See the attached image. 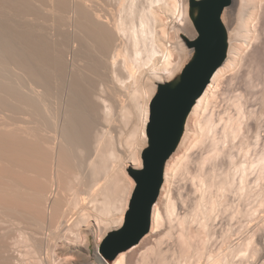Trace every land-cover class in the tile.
Segmentation results:
<instances>
[{
  "label": "bare ground",
  "instance_id": "bare-ground-1",
  "mask_svg": "<svg viewBox=\"0 0 264 264\" xmlns=\"http://www.w3.org/2000/svg\"><path fill=\"white\" fill-rule=\"evenodd\" d=\"M191 10L189 0H0V264H264V233L239 237L261 230L264 0L222 12L226 57L165 163L149 231L111 262L99 254L143 164L148 104L190 51L179 34L196 36ZM213 237L218 247L205 248Z\"/></svg>",
  "mask_w": 264,
  "mask_h": 264
},
{
  "label": "water",
  "instance_id": "water-1",
  "mask_svg": "<svg viewBox=\"0 0 264 264\" xmlns=\"http://www.w3.org/2000/svg\"><path fill=\"white\" fill-rule=\"evenodd\" d=\"M231 3L232 0L198 2V18L195 22L198 36L194 42L187 41L189 47L195 48V55L185 66L176 85L159 88L150 107L152 129L148 131L149 147L142 157L144 167L129 172L136 182L130 203L131 215L126 217L127 226L125 222L119 237L111 234L100 249L109 262L138 243L150 229L152 207L163 184L165 163L177 147L187 115L226 57L225 29L221 15ZM161 108L167 116L166 130L162 137L156 134L158 124L154 118Z\"/></svg>",
  "mask_w": 264,
  "mask_h": 264
},
{
  "label": "rangeland",
  "instance_id": "rangeland-1",
  "mask_svg": "<svg viewBox=\"0 0 264 264\" xmlns=\"http://www.w3.org/2000/svg\"><path fill=\"white\" fill-rule=\"evenodd\" d=\"M200 0H189V5L192 7V9L193 10H191L190 11V16H189V18H190V21H191V24H192V26L194 27L195 26V22H196V20H197V18H198V10H199V8H198V2H199ZM231 6V5H230ZM230 6H228V7H230ZM228 7H226V8H228ZM222 16V15H221ZM222 18V17H221ZM221 21H222V19H221ZM54 23H56V22H53L52 24L53 25H51V26H53V27H51L49 24H51V22H41V24H45L44 26H46L45 28H47L48 26H49V28L48 29H46L47 31L48 30H50V32H51V30H55V29H57V27L55 28V26H58V23H56V24H54ZM222 23H223V21H222ZM43 26V27H44ZM51 27V28H50ZM65 28H66V26H64ZM63 26H62V29L63 30H65V28H64ZM44 28V29H45ZM53 28V29H52ZM194 30H195V33H196V36H194L193 37V33L192 32H190L188 29H184L183 31H181L180 32V36H181V39L184 41V43L186 44V46L190 49V51L189 52H183V53H181V55L178 57V61H179V64H181L182 65V69L180 70V72L179 73H176V74H174L172 77H170L169 79H165V82L163 83V84H161V85H159L158 86V88H157V90H156V93L158 92V90H159V88L161 87V86H168V87H173L174 86V83H175V85L177 84V80H178V78H180L179 76H181V74H182V72H183V70H184V68H185V66L192 60V58L194 57V55H195V48L194 47H189L188 45H187V41H189V42H194L196 39H197V36H198V33H197V30H196V28L194 27ZM64 42V41H63ZM66 42H68L67 40L63 43V44H65ZM68 44V43H67ZM69 45V46H68ZM68 45H63V49L64 50H66L67 51V49L66 48H68L69 50H70V52H71V50H72V47H73V45L71 44H68ZM68 46V47H67ZM65 47V48H64ZM192 49V50H191ZM69 50L67 51V53H69ZM66 51H65V53H66ZM187 53V54H186ZM184 57H185V59H184ZM184 60V61H183ZM184 63V64H183ZM148 71V72H147ZM106 72V71H105ZM105 72H103L102 74H103V79L105 78L106 79V76L104 77V75L106 74ZM146 72H147V74L149 75L150 74V71L148 70V68L146 69ZM181 73V74H180ZM102 74H101V78H102ZM178 76V77H177ZM176 79V80H175ZM169 80V81H168ZM98 88H100V89H98ZM103 88H102V86H100V87H94V91H99V90H102ZM156 93L154 94V96L152 97V99L150 100V102H149V104H148V108H149V116H148V121H147V123H146V125H145V135H146V146L144 147V149L142 150V152H141V159H142V163H143V155H144V153H145V151L147 150V148L149 147V138H148V131H151V129H152V127L150 126V107L152 106V104H153V102H154V99H155V96H156ZM142 105V103L140 102V97L139 96H132L131 98H130V100H129V108H130V112H131V114H130V117H129V128H130V130H132L135 126H136V124L137 123H139L140 122V113H141V111H140V106ZM253 105H255L256 106V108H258V103L257 104H254V102H253ZM258 105V106H257ZM99 124V122L97 121V122H95V124H96V127H98V129H102V127L100 128V124ZM261 125H263L264 126V116H262V119H261ZM95 126V125H94ZM96 127H94V129L96 128ZM97 129V130H98ZM94 131H96V130H94ZM142 168V167H141ZM141 168H139V169H141ZM139 169H135V170H139ZM131 177V176H130ZM132 178V177H131ZM133 179V178H132ZM134 180V179H133ZM134 183H135V186H134V189H133V191H132V193H131V196H130V199H129V203H128V208H127V210H126V212H125V216H124V221H123V224H122V226L121 227H119V228H116V227H113L112 228V230L103 238V240L101 241V243H100V246H99V254L101 255V257L104 259V260H106L107 262H109L102 254H101V252H100V249H101V247H102V245L104 244V242L106 241V239H108L109 237H110V235L111 234H114V233H118V235L117 236H115V237H119V233L122 231V229L124 228V225H125V222H126V217H128V215H129V213H130V203L132 202V199H133V195H134V192H135V189H136V182H135V180H134ZM261 202H260V204H259V208H262V209H260V211H259V208H258V212H257V214H259V215H257V217H255V220H256V218H257V220L256 221H254V225L256 226H254V229H258V231L260 230V231H262L261 233H260V231L258 232V233H256V231L254 230H252V231H248V233H247V231H241V233H239V237L240 238H242V240H244L245 238H247V236L249 237V236H251V235H253V233H254V237L256 238V236L258 237V236H260V235H262L263 233H264V228L262 229L261 227H263L262 225H264V220L262 219V218H264V200H263V206L261 207ZM260 212V213H259ZM262 212V213H261ZM259 216V217H258ZM262 216V217H261ZM261 220V221H260ZM263 220V221H262ZM260 221V222H259ZM259 225H260V227H259ZM258 227V228H257ZM113 229H115V230H113ZM249 233H250V235H249ZM252 233V234H251ZM256 233V234H255ZM210 241V242H209ZM209 242V243H208ZM219 243H220V241H219V239L218 240H216L215 239V237H213L212 239H209L207 242H206V244H205V248H210V250H215V248H217L218 247V245H219ZM207 246V247H206ZM94 250H95V238L94 237H92V236H90V246H89V251H90V256H91V258L93 259L94 258ZM247 259H248V261H247ZM247 259H243L244 261H242L241 262V264H253L254 263V261H255V259H254V257H249V258H247Z\"/></svg>",
  "mask_w": 264,
  "mask_h": 264
},
{
  "label": "snow or ice",
  "instance_id": "snow-or-ice-1",
  "mask_svg": "<svg viewBox=\"0 0 264 264\" xmlns=\"http://www.w3.org/2000/svg\"><path fill=\"white\" fill-rule=\"evenodd\" d=\"M161 91L163 92V89ZM159 98L160 97L158 96L157 99H159ZM154 118H155V120H156V122L158 124V128H157L156 134L162 137L164 135L165 130H166V119H167L166 113L163 110V108H161L159 111H157L155 113V117ZM154 139H155V137H154ZM140 167H144V165L141 164ZM129 215H131V212H130ZM127 223L128 222H126V226H127ZM114 235H118V233H114Z\"/></svg>",
  "mask_w": 264,
  "mask_h": 264
}]
</instances>
